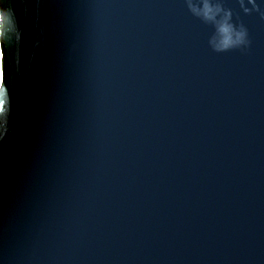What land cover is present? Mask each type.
<instances>
[{
  "label": "water",
  "instance_id": "obj_1",
  "mask_svg": "<svg viewBox=\"0 0 264 264\" xmlns=\"http://www.w3.org/2000/svg\"><path fill=\"white\" fill-rule=\"evenodd\" d=\"M11 3L0 264H264L261 0L220 53L183 0Z\"/></svg>",
  "mask_w": 264,
  "mask_h": 264
},
{
  "label": "clouds",
  "instance_id": "obj_2",
  "mask_svg": "<svg viewBox=\"0 0 264 264\" xmlns=\"http://www.w3.org/2000/svg\"><path fill=\"white\" fill-rule=\"evenodd\" d=\"M188 12L204 24L211 26V33L207 44L214 52H227L234 49H246L249 45L248 31L243 24L233 21V12L225 6V0H183ZM250 7H244L243 0H239L240 7L245 13L260 10L256 0H247ZM264 4V0H261ZM264 17V10L260 12ZM0 17H3L5 26L14 19V6L11 0H0ZM3 48L0 47V50ZM2 82V78H0ZM5 107H8L5 104ZM7 123L0 119V139L7 132Z\"/></svg>",
  "mask_w": 264,
  "mask_h": 264
},
{
  "label": "snow or ice",
  "instance_id": "obj_3",
  "mask_svg": "<svg viewBox=\"0 0 264 264\" xmlns=\"http://www.w3.org/2000/svg\"><path fill=\"white\" fill-rule=\"evenodd\" d=\"M0 78H2V82H0V89H2V86H3V70H2V67H0Z\"/></svg>",
  "mask_w": 264,
  "mask_h": 264
}]
</instances>
